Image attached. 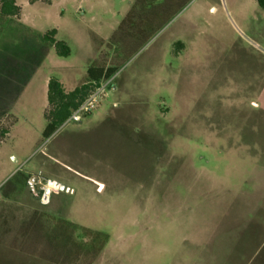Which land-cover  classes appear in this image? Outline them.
I'll return each mask as SVG.
<instances>
[{"label": "rangeland", "instance_id": "374dc122", "mask_svg": "<svg viewBox=\"0 0 264 264\" xmlns=\"http://www.w3.org/2000/svg\"><path fill=\"white\" fill-rule=\"evenodd\" d=\"M16 1L0 16V264H264L256 0ZM92 65L116 69L98 108L46 139L39 84L87 83Z\"/></svg>", "mask_w": 264, "mask_h": 264}, {"label": "trees", "instance_id": "16d2710c", "mask_svg": "<svg viewBox=\"0 0 264 264\" xmlns=\"http://www.w3.org/2000/svg\"><path fill=\"white\" fill-rule=\"evenodd\" d=\"M256 2L264 10V0H256ZM20 13L21 7L16 0H0V16L2 18L18 17ZM43 41L53 45L59 57L67 58L70 56L71 50L69 46L65 42L56 39L55 29L47 31L43 35ZM115 73V68L92 65L87 72L88 82L78 85L71 92L66 91L59 79L51 78L48 83L47 125L43 132V136L46 139L50 138L66 123L72 112L88 96L94 86L99 84L103 79L112 77Z\"/></svg>", "mask_w": 264, "mask_h": 264}, {"label": "built area", "instance_id": "2783aa9c", "mask_svg": "<svg viewBox=\"0 0 264 264\" xmlns=\"http://www.w3.org/2000/svg\"><path fill=\"white\" fill-rule=\"evenodd\" d=\"M108 82L96 84L88 96L81 104L72 112L65 124L70 122H80L82 119L93 113L98 108L99 100L105 94ZM64 124V125H65ZM49 193H47L48 196Z\"/></svg>", "mask_w": 264, "mask_h": 264}, {"label": "crops", "instance_id": "0c3cea01", "mask_svg": "<svg viewBox=\"0 0 264 264\" xmlns=\"http://www.w3.org/2000/svg\"><path fill=\"white\" fill-rule=\"evenodd\" d=\"M52 2H53L52 6L55 5V0H53ZM59 15H60V17H61V16H63V13H60ZM52 30H53V29H52ZM55 30H56V39H57L58 41H63V42H65V43L68 45V43H67L64 39H60V38H58V37H59V29H55ZM49 31H50V30H49ZM68 46H69V45H68ZM69 48H70V46H69ZM70 50H71V48H70ZM71 54H72V51H71ZM71 54H70V56L67 57V58H62V57H59V56L56 54V52H55V56H56L55 58L58 60V62H59L60 64L65 65V68H64V69H66V68H70V67H71L69 63H66L65 61H63V60H65V59L70 58V57H71ZM56 71H57V70H54V71L51 73V76L54 75V74H56ZM51 76H49V78H48V82L45 83L44 86H42V85L39 84L40 91L43 93V94H42L43 99H45L46 102H48V83H49V80H50V77H51ZM36 80H38V79H36ZM36 80H35V81H36ZM59 80L62 82V84H63L64 87L66 88V91H67V92H71V91H73V90L77 87V84H76L75 86L69 88V87H67L66 82H65L63 79H59ZM33 82H34V81H33ZM31 85H32V83H31ZM29 87H30V85H29ZM29 87H28V88H29ZM27 90H28V89H27Z\"/></svg>", "mask_w": 264, "mask_h": 264}, {"label": "water", "instance_id": "95a60500", "mask_svg": "<svg viewBox=\"0 0 264 264\" xmlns=\"http://www.w3.org/2000/svg\"><path fill=\"white\" fill-rule=\"evenodd\" d=\"M59 189L62 190V191H67V192L72 191L71 188H69V187H67V186H65V185H60V186H59Z\"/></svg>", "mask_w": 264, "mask_h": 264}]
</instances>
